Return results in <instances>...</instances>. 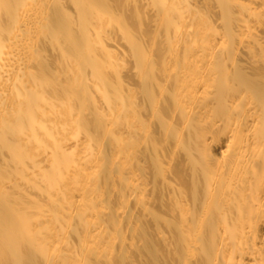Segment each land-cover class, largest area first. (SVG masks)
Wrapping results in <instances>:
<instances>
[{
	"label": "bare ground",
	"instance_id": "6f19581e",
	"mask_svg": "<svg viewBox=\"0 0 264 264\" xmlns=\"http://www.w3.org/2000/svg\"><path fill=\"white\" fill-rule=\"evenodd\" d=\"M148 260L264 264V0H0V264Z\"/></svg>",
	"mask_w": 264,
	"mask_h": 264
},
{
	"label": "rangeland",
	"instance_id": "374dc122",
	"mask_svg": "<svg viewBox=\"0 0 264 264\" xmlns=\"http://www.w3.org/2000/svg\"><path fill=\"white\" fill-rule=\"evenodd\" d=\"M165 225V223L163 221L159 222V224H154L152 221L149 222L147 228L148 230H152L154 229L156 226H163ZM159 254H161V251L159 250ZM160 256H163V254H161ZM149 262H147L146 264H153V261L152 260H148Z\"/></svg>",
	"mask_w": 264,
	"mask_h": 264
}]
</instances>
